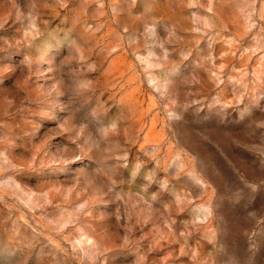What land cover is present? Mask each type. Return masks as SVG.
<instances>
[{"label":"rangeland","instance_id":"374dc122","mask_svg":"<svg viewBox=\"0 0 264 264\" xmlns=\"http://www.w3.org/2000/svg\"><path fill=\"white\" fill-rule=\"evenodd\" d=\"M0 264H264V0H0Z\"/></svg>","mask_w":264,"mask_h":264}]
</instances>
